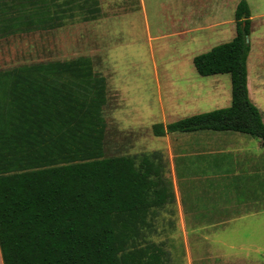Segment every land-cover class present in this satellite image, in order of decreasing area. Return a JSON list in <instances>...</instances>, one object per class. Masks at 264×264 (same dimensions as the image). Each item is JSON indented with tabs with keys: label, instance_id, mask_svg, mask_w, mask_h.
<instances>
[{
	"label": "trees",
	"instance_id": "16d2710c",
	"mask_svg": "<svg viewBox=\"0 0 264 264\" xmlns=\"http://www.w3.org/2000/svg\"><path fill=\"white\" fill-rule=\"evenodd\" d=\"M76 2L83 14V0H0V37L21 29L25 16L27 29L59 27L73 19ZM235 22L231 40L193 58L200 75L231 76V104L154 123V135L231 130L264 145L262 114L247 86V0L237 5ZM106 103V78L89 56L0 70L3 264H167L165 247L146 233L149 209L160 203L154 198L169 194L159 185L163 165L154 152L106 155Z\"/></svg>",
	"mask_w": 264,
	"mask_h": 264
},
{
	"label": "rangeland",
	"instance_id": "374dc122",
	"mask_svg": "<svg viewBox=\"0 0 264 264\" xmlns=\"http://www.w3.org/2000/svg\"><path fill=\"white\" fill-rule=\"evenodd\" d=\"M158 1L147 0L148 25L144 23L141 11L135 10L134 21H128L126 24L120 21L114 26L93 27L67 18L65 25L50 28L48 32L37 30L28 35L0 37V70L23 64L89 56L93 60L94 69L117 71V75L113 76L114 80L110 81L121 84L120 92L124 100V105L117 110L120 123L110 116L112 105L104 108L107 119L106 155L128 153L127 143L130 135L142 134V145L146 150L162 147L165 140L151 136L152 125L157 122H171L187 114L229 106L230 101L223 98L231 96V76L221 75L225 84L224 97L212 99L207 103L186 104L174 108L173 112L164 116L157 89L151 80L152 75L147 70L155 64L161 68L172 69V78L177 82V70L194 68V55L229 41L235 35L234 12L239 0H227L226 10L219 12L218 20H209V23L218 22L219 25L187 28L193 29L194 32L191 33L180 31L186 28L171 26L172 10L169 1ZM250 1L253 24L248 37L251 50L247 65L252 97L264 115V0ZM183 6L182 13L186 15L189 5L183 3ZM109 94L111 102L113 98L118 97L115 91ZM162 99L163 108L171 109L165 88L162 91ZM128 127L141 128L137 132L122 129ZM135 140L137 144V139ZM161 162L165 164L163 156ZM165 173L166 177L171 176L170 172ZM198 175L203 180H211L209 171L199 172ZM196 194L203 201L210 202L209 198L212 197L209 193L197 191ZM200 225L204 228L199 231L194 232L188 227L187 231L183 232L176 220L151 218V227L146 233L148 240L165 247L167 264H190V254L193 264H264V218H225L224 221L204 218L200 220ZM199 244L206 249L204 261L198 260L195 252ZM238 254L246 256V259H236Z\"/></svg>",
	"mask_w": 264,
	"mask_h": 264
},
{
	"label": "crops",
	"instance_id": "0c3cea01",
	"mask_svg": "<svg viewBox=\"0 0 264 264\" xmlns=\"http://www.w3.org/2000/svg\"><path fill=\"white\" fill-rule=\"evenodd\" d=\"M83 1L84 4L87 5L83 14L77 12V2L74 5L73 10L75 14L73 20L75 22L77 21L93 27L114 26L115 23L118 24L120 21L122 24H126L128 21H134V17L136 16L134 12L137 10L141 11L143 14L144 23L146 25L149 24L147 18V0H97L100 12L96 17H93L95 13L93 11L95 7L93 1ZM149 1L151 2L154 0ZM168 1L172 10V14L170 15L171 26L186 28L180 30L185 33L194 32L192 31L193 29L187 28H200L204 26L215 27L219 25L220 23L218 22L209 23V20H218L219 12L226 10L225 6L227 3V0ZM240 1L241 0L238 1L237 5ZM158 2L163 3V0H159ZM247 2L250 8L251 1L247 0ZM183 3L189 5V11L186 15L182 13L184 10ZM27 8L26 6L25 15L28 14ZM252 16L251 11V31L253 24ZM84 17L89 18L86 19ZM19 18L20 17H16V20ZM66 18L69 17L66 16ZM203 20H205L206 23H200ZM18 25L21 26V29L11 32L3 36V38L12 35H28L37 30L48 32L50 29L49 27H43L37 30L27 29L30 25L28 24L27 16H25V18H20ZM63 25H65V23ZM191 37L192 36H190V38ZM194 56L192 57V62ZM95 71L106 78L107 103L105 107L112 105L113 108L110 116L120 123V116L117 115V110L124 105L122 102L124 100L120 92L121 84H117L114 81L111 82L113 76L117 75V71L111 69L103 71L95 69ZM147 71L152 75L151 80L154 82V86L157 89L158 100L162 105L164 116H168V112H173L174 108L186 104L207 103L212 101V99L222 98L225 94V84L222 78L223 76H221L223 74L203 76L197 72L194 66V68L177 70L179 80L175 82L172 78L174 74L172 69L161 68L155 64ZM247 86L249 97L260 109L258 103L252 97L248 65ZM164 88L169 95V106L172 107L169 110L163 108L162 91ZM111 91H115L118 96L117 98H113V102H111L112 99H110L109 94ZM227 99L231 104V96L223 98L225 101H227ZM192 114L183 115L175 120ZM262 118L264 121L263 114ZM163 123L167 124L170 122ZM140 128L141 127H128L122 129L129 132H137ZM150 130L152 132V127ZM152 135L154 134L152 133L151 136ZM130 136L131 137H128L129 141L127 143L128 154H134V152H154L156 153L155 162H159L163 165L164 176L166 171L171 173L169 178L165 176L166 179L159 184L161 187L166 188L165 190H167L169 194L160 198H154L155 202L157 201L160 203L153 205L149 209V218L176 220L177 225L183 232H186L188 227H191L194 232L199 231L200 228H204L200 225V220L204 218L221 219L223 221L225 218H264V145L259 138L231 130L215 131L203 129L190 132H170L164 136H157L165 140L164 146L146 150L144 145H142V134ZM135 139H137V144H135ZM134 147H138L139 149H134ZM162 156L164 157L165 164L161 162ZM207 171H209V176L211 177L209 181L206 180L207 178L203 180L198 175L199 172L205 173ZM197 191L200 193H209L212 196L209 198L210 202L199 199V196L196 194ZM227 195H229V197H226ZM195 250L198 260L204 261V251L206 249L199 244ZM245 257L246 256L242 254H238L236 259L241 258L242 260ZM193 262V258H191L190 254L189 263L193 264ZM0 264H3L1 249Z\"/></svg>",
	"mask_w": 264,
	"mask_h": 264
}]
</instances>
